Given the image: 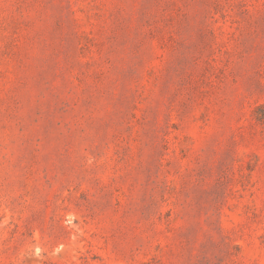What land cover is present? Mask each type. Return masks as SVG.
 Here are the masks:
<instances>
[{
	"label": "rangeland",
	"instance_id": "374dc122",
	"mask_svg": "<svg viewBox=\"0 0 264 264\" xmlns=\"http://www.w3.org/2000/svg\"><path fill=\"white\" fill-rule=\"evenodd\" d=\"M0 264H264V0H0Z\"/></svg>",
	"mask_w": 264,
	"mask_h": 264
}]
</instances>
